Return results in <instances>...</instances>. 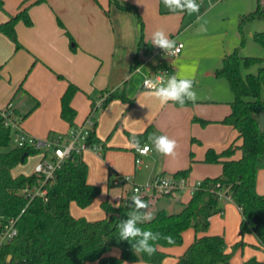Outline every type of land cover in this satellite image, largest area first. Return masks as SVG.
<instances>
[{
	"label": "trees",
	"instance_id": "16d2710c",
	"mask_svg": "<svg viewBox=\"0 0 264 264\" xmlns=\"http://www.w3.org/2000/svg\"><path fill=\"white\" fill-rule=\"evenodd\" d=\"M46 1L24 0L16 13L9 14L7 20L0 22V33L10 36L19 48L21 43L17 35V24L23 21L32 25L31 6ZM109 2L120 10L137 9L128 0ZM263 2L264 0H257L256 7L241 16L240 24L254 19L264 20ZM3 5L4 0H0V7L4 8ZM58 20L63 26L62 21L59 18ZM141 22L143 23L142 19ZM67 33L72 49H76L77 43L70 32ZM254 40L264 46V31H256ZM152 48L151 43L144 41L142 32L137 49H143L145 54H149ZM145 59L137 52L130 70ZM254 65H259L257 71L244 72L245 68ZM164 66H170L174 71L173 66L167 63L160 65ZM216 75L225 77L234 93V99L230 102L231 110L222 122L237 129L238 137L242 139L241 156L233 157L236 152L233 145L221 151L214 147L207 148L204 161L221 163L222 173L205 177L180 211L169 212L160 209L153 215L151 222L140 225L170 238L171 242L162 238L158 242L157 251L151 256L135 254L127 241L118 239L117 224L119 220L126 218L133 195L130 198L131 203L127 204L116 206L108 200L103 201L106 216L101 219L87 220L71 213V202L75 201L86 207L100 193V187L88 181V164L79 155L68 159L58 170L54 182L48 185L47 200L41 196L31 200L26 197L23 192L25 187L38 183L41 176L35 173L14 176L12 169L25 162L30 154L40 151L30 145L15 144L13 130L5 125L4 116L0 112V228L11 218L17 219L18 228L14 239L0 249V264H122L125 260L132 264H140L141 261L160 263L167 255L162 248L181 244L187 228L193 226L198 233L209 229L212 216L224 211V195L230 196L241 209V233L253 232L264 246V194L257 191L258 172L264 168V130L259 124L260 113L264 110V57L244 56L239 48H235L225 55ZM60 76L63 77L61 74ZM79 89L76 84L69 82L61 97V116L73 127L77 125V111L71 102ZM116 97L127 99L123 92L113 90L109 93L107 102ZM195 119L202 124L208 123L203 118ZM50 135L52 138L58 137L54 133ZM145 135L146 132L139 134L137 140ZM89 140L99 142L95 129L91 132ZM188 172L189 169H184L172 174L188 175ZM113 174L115 177L112 183L117 179H124L121 173L111 172V175ZM138 196L148 203L146 211L150 212L154 200L161 194L144 193ZM114 246L120 248V255L109 254ZM231 255L223 235L202 234L196 236L174 264H230ZM240 264H264V260L251 257Z\"/></svg>",
	"mask_w": 264,
	"mask_h": 264
},
{
	"label": "rangeland",
	"instance_id": "374dc122",
	"mask_svg": "<svg viewBox=\"0 0 264 264\" xmlns=\"http://www.w3.org/2000/svg\"><path fill=\"white\" fill-rule=\"evenodd\" d=\"M128 1L134 4L137 9H132L130 11L120 10L116 6L111 5L109 0H83L78 4L80 5V11L84 16L83 18L85 22L92 25V31L94 29L93 32H96L91 39L93 48L116 49L117 52L123 51L121 57H124L127 49H135L137 42L141 38L142 32L144 33V39L150 40L154 31L158 29L165 31L171 39L182 41L184 43L182 56H185V60L182 64L180 63L181 65H178L181 69V74L188 75L189 77L187 78H194L195 91L197 92L198 99L217 101L216 107L217 110H219V114H221L224 109H227L229 107V102L234 99V93L229 81L225 77L216 75V70L222 65L224 56L231 53L235 48H239L241 54L244 56L264 57V46L258 44L254 40V33L256 31H264V20L254 19L241 25L240 15L238 13L239 7L246 8L245 10L255 8L257 0H202L199 2V12L191 14L186 11L172 12L165 7L162 0ZM48 3L51 4L50 6H53L51 0H48ZM3 7L4 8L0 7V13L7 14V11L9 10L6 7V3H4ZM60 11L64 13L63 9L60 10L54 8L53 13L56 23L58 26H61L59 20H57V13L62 19L63 26L65 27V20L62 15H66ZM198 17H200L199 21ZM89 24H86V26H89ZM201 25H204L207 30L204 32L198 31ZM81 30H83V28H81ZM2 34L4 36H1L2 38H0V109L6 108L9 105V100L12 98H14L12 101V106H14V103L19 97L25 94L24 106L29 110L33 107L34 97H37L41 101L42 96H46L45 93L40 91L39 87L32 85L27 87L26 84L23 85L24 78L28 77L32 71H34V60L30 62L29 66L16 84V74L12 77L9 68V66H11L10 61L15 56H13L12 53L10 57L2 62L1 55L3 49H7L8 46L13 49V52L18 48H16V42L10 36L4 33ZM35 35L36 34L33 35L32 33H28L26 38L34 44L36 39ZM74 41L76 43L78 42L76 38H74ZM69 47L72 49L70 43ZM19 49L29 48H23L20 46ZM116 58H120L119 54ZM7 65H9L8 69L5 70ZM258 66L259 65H254L250 68H245L244 72H255L257 71ZM13 69L18 70L17 68ZM4 72H6L7 75H5ZM57 77L59 79H65V77H62L59 74ZM132 81H136V83L141 81L142 83L141 75L136 74ZM111 91H113L112 86L105 88L102 91L98 90L96 94L91 93L90 96H88V94H84L85 96L83 95L85 98L84 106H88V113L85 116V119L93 111L95 102H97L105 92ZM106 103L108 104L106 101L94 112L96 126L97 120L100 117V111L106 107ZM48 109L49 106H45L42 111L35 108L21 119L22 127L25 131L38 140H46L50 138V130H52L50 134L54 133L56 135H61L65 133L57 128L49 127L50 125L48 122H53L54 124L58 123L56 119L49 115L47 112ZM58 119L60 122L70 125L67 123L68 121L63 119L61 112ZM83 122L84 121L79 124H82ZM66 128H68V126H66ZM72 129L73 126L70 125L67 133ZM185 129V126L163 124L162 135H167L177 141L178 147L176 148L175 153L178 154L175 155L177 157L176 163H186V168L189 169L188 177L191 178L192 176L194 178H202L200 180H203L205 168H203L202 165L209 164L213 166L218 164L214 162H196L195 165L189 166L191 162V141L186 140V143H184L183 137ZM214 131L215 130L212 131L207 129L204 133L207 137L209 135L208 138H215L219 133L221 134V132L218 133L217 131ZM152 133L155 134L156 130ZM114 138L118 143H112L111 140L108 141V147H111V150L114 151L109 160L108 158H102L100 161L98 159L99 156L97 157V155H94L93 153L91 154L87 150L83 152L85 160H90L91 162L89 163V178L100 187V193L86 207H82L73 201L70 204V210L74 216L84 217L87 220L104 218L105 209L102 205L103 201L109 200L110 202H114L120 199L122 190L120 186H122V184L120 186L109 188L108 173L110 170L113 173L116 171L122 172L123 175L130 180L129 183L131 184H133L134 181L137 184H144L152 178L151 172L153 165L155 163L158 164L159 161L163 160L164 155L156 151L152 138H148V142L153 147L154 156L148 157V159L141 165L142 170L137 172L136 167L138 166L135 163L136 153L133 146L136 144L134 137L129 136L127 133L124 134V136H120L116 133ZM112 144L116 145H113L112 147ZM200 147V145L196 144L192 149L197 153V150ZM180 151H183L184 157L181 156L182 154ZM41 157L42 154L40 152L30 154L25 162L19 163L14 167L13 173L16 176L33 174L35 166L41 160ZM166 157L168 160L172 156ZM261 169L262 170L259 174V185L262 186L264 190V168ZM114 177L113 174L111 178L113 179ZM260 194H264V192H261ZM156 205L160 209H175L177 211L184 206V203H174L166 197H161ZM222 205L225 209V213H217L214 216L207 233H219L224 235L228 242L227 250L232 254L230 264H240L241 261L249 257H256L260 260H264V248L259 246L254 233L249 231L241 233L242 216L237 206H233L230 199L225 196L222 198ZM226 213H228L227 215L229 216V220L227 221H225L227 219ZM196 234L197 231L193 226L187 228L183 237V242L175 245L172 248L173 250H169L170 254L166 259L164 258L165 260L163 259L160 263L148 262V264H174L171 263V261H176L187 250ZM113 249L120 248L114 246L109 251V254H121V252L119 254H114L112 252ZM122 264L132 263L125 260Z\"/></svg>",
	"mask_w": 264,
	"mask_h": 264
},
{
	"label": "crops",
	"instance_id": "0c3cea01",
	"mask_svg": "<svg viewBox=\"0 0 264 264\" xmlns=\"http://www.w3.org/2000/svg\"><path fill=\"white\" fill-rule=\"evenodd\" d=\"M24 0H4L6 3V7L9 11L7 14L0 13V22H3L8 19L9 14H14L17 12L19 6ZM83 0H51L52 5L48 3V0L41 4H36L31 6L30 8V15L34 24L32 26H27L23 22H19L16 26L17 35L19 36V41L23 48L28 47L29 49H11L9 46L7 49H3V53L1 55L2 62L6 60L10 55L13 53L15 56L11 61V66L7 65L5 70L10 68V72L12 77L16 74V84L18 80H20L21 76L29 66L30 62L34 60V71L24 78L23 85L26 84L28 87L29 85L39 87L40 91L45 93V97L42 96L41 101L36 97H34L33 107L31 109H27L24 106L25 102V94L21 95L19 99L14 103L15 111L20 115L21 119L24 116L29 114L35 108L37 110H43L45 106H49L47 112L50 116L56 119L58 124H54L53 122H48L50 125L49 127L57 128L61 131H64L66 134L69 131L70 125H66L59 121L58 116L61 112V97L62 94L65 92L66 88L68 87L69 82H73L76 84L80 89L72 98V106L76 109L77 114L75 117V123L79 124L85 116L87 115V107L84 106V94L91 95V93L96 94V92L102 91L105 88L113 87V90H119L123 92L127 99L124 100L122 98H114L108 102L106 107L100 111V117L97 120V126L95 128L96 137L99 142H102L104 145V149L102 153H96L91 150H87L91 154L97 155L98 159L101 161L102 158L110 159L111 155L113 154V150L111 147H108V141L111 140L112 143H118L114 136L117 133L120 136H124V134H128L129 136L134 137V141L139 146L143 144H151L148 142V138H152L153 136L162 135V127L164 125H171L174 126H185V134H184V143L186 140L191 141V150H190V164L189 166L195 165L196 162L201 163H210L205 162V153L208 147H214L217 151H221L227 148L230 145H233L236 148V152L233 155L234 158H239L241 156V149L240 145L242 143V139L238 137V131L233 126L223 123V118L229 114L231 110L230 102L229 107L224 109L221 114L218 113L216 102L214 100H202L197 99L195 103H191L189 105H185L183 107L176 105L175 103L169 102L166 105H160L157 100L153 97L147 95L146 93L149 89L144 88L141 81L136 83V81H132L133 77L136 74L141 75L142 81L144 78L143 73H147L151 67L147 64H144V61L140 63L138 66H141V71L143 72H136V67L133 70H130L132 64L135 61V55L138 52V55L142 58H148L158 47L153 46L150 50L149 54H145L144 50H138V42L136 44L135 49H127L125 52L124 57H121L123 51H118L116 49H94L91 39L93 38V34L96 32L92 31V25L86 23L84 20V16L80 11V5ZM20 3V4H19ZM19 4V5H18ZM17 5V7H16ZM257 5V4H256ZM60 9L64 11L65 15H62L66 26H58L56 23V19L54 16V8ZM246 8L239 7V15L240 18L243 14L250 12L254 8L245 10ZM62 12V11H60ZM63 13V12H62ZM63 13V14H64ZM58 18L62 21L60 16L57 15ZM89 24V26H86ZM91 26V27H90ZM83 28V30H81ZM73 36L78 40L76 44V49H71L69 47V43L71 44V39L67 33ZM28 33H32L35 35V43L32 44L29 40H27ZM1 36H4L0 33ZM145 42L151 43V39L147 40L144 39ZM17 48V47H16ZM183 50L177 57L170 60V64L174 68V74L177 75L178 78H187L188 75H182L181 69L178 65H181L182 62L185 60V56H182ZM120 56L119 59L116 57ZM225 57V56H224ZM181 63V64H180ZM18 65V66H17ZM178 66V68H177ZM13 68H17L18 70H14ZM18 71V72H17ZM7 75L6 72H4ZM63 75L65 79H59L57 75ZM191 79V78H188ZM194 79V78H193ZM84 95V96H83ZM14 100L12 98L9 100V103ZM143 105V106H141ZM217 110V111H216ZM203 118L208 121L207 124H202L200 121L196 120L195 118ZM22 121V120H21ZM69 123V122H67ZM70 124V123H69ZM68 126V128H66ZM22 127V122H21ZM23 128V127H22ZM24 129V128H23ZM215 130L219 133L218 136L208 137L205 135L204 131L206 130ZM25 130V129H24ZM156 130V133H152ZM52 130L49 131V135ZM214 131V132H215ZM33 132V131H32ZM146 135L138 138V135L141 133H145ZM224 132V134H223ZM161 133V134H159ZM217 134V133H216ZM130 138V137H129ZM233 139V140H232ZM196 143L201 147L198 148V152L192 149ZM112 144L111 146L113 147ZM136 153V147H134ZM181 152V156L184 157L183 151ZM89 153V154H90ZM178 153H175L177 155ZM172 156L167 160V157L164 155L163 160L159 161L158 164H154L152 167V178L157 175L161 174H172L179 170L187 169L186 163L185 164H177V157ZM154 156L153 147L151 146V150L148 154L144 155V161L148 159V157ZM162 156V155H161ZM84 161L88 164L90 160ZM136 159V157H135ZM136 163V162H135ZM218 165H202L205 168V172L203 173V177H214L218 176L222 173V164L219 162H215ZM175 165V166H174ZM14 169V168H13ZM12 169V173H13ZM142 170V166L136 167V171ZM262 169L258 172V179H257V191L264 192L262 186L259 185V174ZM118 173L122 172L116 171ZM90 167L88 171V181L92 184H96L91 181L89 178ZM189 173V172H188ZM14 176H16L13 173ZM189 175V174H188ZM111 170L108 173V183L109 188L120 186L114 185L112 183L111 178ZM203 178V179H204ZM192 181H197L202 178H194L191 176L190 178ZM135 182V181H134ZM97 185V184H96ZM121 187V196L119 200L111 202L113 205L124 204L126 199L132 196V184L127 182L122 184ZM192 193L185 192L180 195H161L154 200V206L150 211L151 214L155 215V213L160 210L157 207L156 203L159 201L161 197H166L172 200L174 203L182 202L184 206L191 198ZM109 201V200H108ZM230 201L233 203V206H237L241 213L240 207L232 200ZM110 202V201H109ZM72 203V202H71ZM183 206V207H184ZM182 207V208H183ZM181 208V209H182ZM231 208V207H230ZM234 208V207H232ZM166 209V208H161ZM167 210L169 212H178L181 210ZM225 213V209L222 214ZM226 213L227 220H229V216ZM216 215V214H215ZM214 215V216H215ZM106 216V211H105ZM104 216V217H105ZM212 216L211 223L214 218ZM242 216V213H241ZM78 217V216H76ZM211 225V224H210ZM186 231V230H185ZM183 233V236L185 234ZM208 231V230H207ZM206 232H201L196 234H208ZM215 234V233H210ZM219 234V233H217ZM222 235V234H221ZM255 235V234H254ZM195 236V238H196ZM224 236V235H223ZM256 236V235H255ZM194 238V240H195ZM225 238V237H224ZM257 238V236H256ZM193 240V241H194ZM192 241V242H193ZM228 247V242L225 239ZM191 242V243H192ZM257 242L260 247L264 248L261 245L257 238ZM175 246V245H174ZM174 246L163 247L162 249L167 253L165 259L170 254L169 250H173ZM114 254H119L121 252L120 249H113L112 251ZM251 258V257H249ZM164 259V260H165ZM179 259V258H178ZM177 259V260H178ZM248 259V258H247ZM245 259V260H247ZM174 261L171 263L177 262ZM243 260V261H245ZM241 261V262H243ZM140 264H148V262L141 261Z\"/></svg>",
	"mask_w": 264,
	"mask_h": 264
},
{
	"label": "built area",
	"instance_id": "2783aa9c",
	"mask_svg": "<svg viewBox=\"0 0 264 264\" xmlns=\"http://www.w3.org/2000/svg\"><path fill=\"white\" fill-rule=\"evenodd\" d=\"M202 0H197V3ZM177 50L170 55H165L160 48L156 50L144 61L151 67L147 73L141 71V66L136 67V72H142L144 75L142 85L149 89L146 81H152L156 86L166 84L169 75L174 74L170 66L160 67L161 64H170V60L180 55L184 48L182 41H177ZM172 66V65H171ZM110 92H105L104 95L98 99L94 104L93 111L88 115L82 124H77L73 129L66 134L58 135L56 138H48L46 140H38L30 136L21 127V117L15 111L10 102L6 108L0 109L4 116L6 126H10L13 130V141L19 146L30 145L39 149L42 154L41 160L36 164L34 173L41 176L38 183L25 187L24 195L30 200L34 197L41 196L45 200L48 199L49 188L48 185L54 182L56 174L62 168L64 163L74 155L83 156V152L91 150L96 153H102L104 145L102 142H91L89 136L96 127V120L94 112L97 108L103 105L109 96ZM144 151L136 148V165L140 167L143 162V156L148 154L151 150L149 144L139 146ZM124 176V175H123ZM124 181L130 180L124 176V179H117L113 183L115 185L124 184ZM202 180L192 181L188 175H174L161 174L154 176L144 184H132V195L152 194L157 193L161 195H180L185 192L194 193L201 185ZM225 196V195H224ZM132 197V196H131ZM130 197V198H131ZM228 199H231L230 196ZM126 199L124 204L131 203V199ZM18 233L17 219L11 218L7 220L0 228V249L8 242H10Z\"/></svg>",
	"mask_w": 264,
	"mask_h": 264
},
{
	"label": "clouds",
	"instance_id": "9594fccd",
	"mask_svg": "<svg viewBox=\"0 0 264 264\" xmlns=\"http://www.w3.org/2000/svg\"><path fill=\"white\" fill-rule=\"evenodd\" d=\"M166 8L172 12L186 11L189 14L198 13L200 5L197 0H162ZM200 17H198L199 21ZM207 29L201 25L198 31L204 32ZM151 45L162 49L165 55L172 54L177 50V42L171 39L169 35L158 29L153 32ZM149 87L147 95L153 97L160 105H166L169 102L179 104L181 107L186 103H195L198 99L195 91V81L188 78H178L176 74L169 75L166 84L156 86L152 81H146ZM143 106V105H141ZM152 142L157 152L165 156H174L177 141L167 135L153 136ZM137 150L140 149L138 142L133 145ZM132 204L126 214V218L119 220L117 224L118 239L127 241L135 254H146L151 256L157 251L158 242L165 238L160 232H154L142 228L140 225L151 222L154 219L153 214L146 211L148 203L138 195H133Z\"/></svg>",
	"mask_w": 264,
	"mask_h": 264
},
{
	"label": "water",
	"instance_id": "95a60500",
	"mask_svg": "<svg viewBox=\"0 0 264 264\" xmlns=\"http://www.w3.org/2000/svg\"><path fill=\"white\" fill-rule=\"evenodd\" d=\"M259 124H260V128L264 130V110L260 113Z\"/></svg>",
	"mask_w": 264,
	"mask_h": 264
}]
</instances>
